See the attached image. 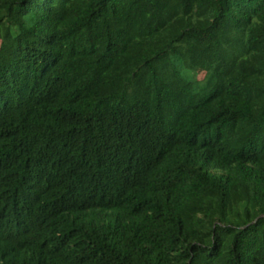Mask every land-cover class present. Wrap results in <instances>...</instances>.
Here are the masks:
<instances>
[{"label":"trees","instance_id":"16d2710c","mask_svg":"<svg viewBox=\"0 0 264 264\" xmlns=\"http://www.w3.org/2000/svg\"><path fill=\"white\" fill-rule=\"evenodd\" d=\"M0 264H264V0H0Z\"/></svg>","mask_w":264,"mask_h":264},{"label":"rangeland","instance_id":"374dc122","mask_svg":"<svg viewBox=\"0 0 264 264\" xmlns=\"http://www.w3.org/2000/svg\"><path fill=\"white\" fill-rule=\"evenodd\" d=\"M203 76H204V73L201 72V73H200V79H201Z\"/></svg>","mask_w":264,"mask_h":264}]
</instances>
